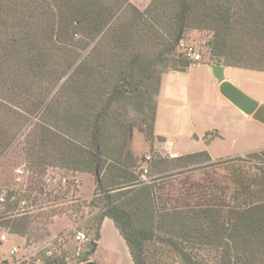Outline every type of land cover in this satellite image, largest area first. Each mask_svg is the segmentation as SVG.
<instances>
[{
    "label": "trees",
    "instance_id": "obj_1",
    "mask_svg": "<svg viewBox=\"0 0 264 264\" xmlns=\"http://www.w3.org/2000/svg\"><path fill=\"white\" fill-rule=\"evenodd\" d=\"M131 2L0 0V165L25 136L32 172L94 176L87 260L110 219L133 264H264V149L215 163L207 149L151 161L132 150L135 130L151 155L165 142L155 135L157 98L165 73L190 68L178 52L186 33H211L213 64L264 72V0H151L144 10ZM210 165L228 181L190 176ZM71 190L31 187L36 195L16 201L8 192L0 230L42 238L57 213L45 208ZM30 198L41 211L15 216Z\"/></svg>",
    "mask_w": 264,
    "mask_h": 264
},
{
    "label": "rangeland",
    "instance_id": "obj_2",
    "mask_svg": "<svg viewBox=\"0 0 264 264\" xmlns=\"http://www.w3.org/2000/svg\"><path fill=\"white\" fill-rule=\"evenodd\" d=\"M150 2L151 0H133L131 3L137 8L144 10ZM210 37L211 33L205 30H194L184 35L183 40L187 43L195 44L200 49L204 59L200 67L191 68L192 87L189 99L181 101L177 107L180 112L179 128L168 134L176 143L174 150L181 155H185L204 151L206 146L203 138L209 132L218 131L221 138L214 139L207 148L212 158V163H215L222 159L227 160L238 156L245 157L250 151L260 148L264 149V128L262 130L253 128L252 126L255 124L245 120L244 113L216 89L217 79L213 74L212 68L211 70L209 68V62L213 63V61L210 60L209 50L206 46V42ZM181 51L180 49L178 52L181 53ZM225 77L248 96L264 105V72L228 68L225 72ZM194 81L197 83L196 90L193 85ZM133 118L137 124L141 123V118L138 114L133 115ZM190 124H195V127L190 126ZM245 129H247L246 134L242 133V130ZM24 139L25 136H21L15 146L1 161L0 189L2 191H9V189L16 187L14 182L15 168L20 166L29 167L24 158ZM132 150L140 158L144 155L150 156L151 159L155 155L166 156L160 152H155L154 155H151L149 144L137 130L133 134ZM240 151L247 153L238 155ZM144 167H147L145 163L143 164ZM30 171L32 172L33 170L31 169ZM32 174L33 176L29 180L30 187L36 191V188L40 186L45 188L46 191L53 192V195L58 192L59 185L56 181L60 177L72 178L75 176L80 183L77 184L76 188H71L72 190L67 196L68 201L56 202L45 208L44 211L51 208L57 210V213L51 217L52 222L46 225L48 234L41 230L39 232L43 235L42 238L34 237V235L30 234L23 236V238L14 235L9 236L8 240L0 246V262L2 259L11 260L10 250L13 247L23 246L25 241L37 243L54 236L64 235L69 241L68 250L64 255L65 258H68V261H59L60 264H87L88 262H91V264H133L124 239L110 219H106L102 225L101 240L93 255L94 259L91 258L92 255L89 256V260L85 257L86 252L89 250V243L77 244L71 241V235L73 234L71 229L76 225L86 230L91 240L93 238V234L89 232L87 221L98 211V208L90 206L94 198V176L79 173L73 174L66 170H58L51 167H48L44 174L35 172H32ZM190 176L200 182L216 177L223 183L228 181L223 166L210 165L205 168H199L191 172ZM145 179L147 180L148 178L146 177ZM49 180L51 182H48ZM30 193L29 196L31 197L36 195L35 193ZM31 202L32 198L25 205V211H19L17 216L32 215L41 211L31 206ZM72 205L75 206L74 208L77 212L72 211ZM3 232L5 231L1 229L0 235Z\"/></svg>",
    "mask_w": 264,
    "mask_h": 264
},
{
    "label": "built area",
    "instance_id": "obj_3",
    "mask_svg": "<svg viewBox=\"0 0 264 264\" xmlns=\"http://www.w3.org/2000/svg\"><path fill=\"white\" fill-rule=\"evenodd\" d=\"M180 47L185 53L186 57L191 61L190 68L199 67L202 64L204 59L203 55L195 44L187 43L186 41L182 40ZM146 160L151 161V157L146 156ZM147 174L148 167H144L142 174L143 178H146ZM32 176V172L25 166L15 168L14 182L16 187L12 188L11 190L9 189V191L6 190L0 193V211L5 208L6 203L9 201L7 198L8 192L12 193L10 201H16L20 196L29 197V193L31 192L29 180L32 178ZM48 182H51V180ZM56 182L63 188H68V186H71V188H76L77 184L80 183V181L75 176L72 178L60 177ZM27 202L28 200L24 199L19 203L18 210H16L14 213L15 216L19 215V211H25V205ZM71 230L73 233L71 235L72 242L77 244L91 242L89 233L86 230L79 228L78 225L72 227ZM9 236L12 235H10L7 231L0 235V246L8 240ZM68 244L69 241L64 235L54 236L45 241H38L37 243H28L25 241L23 246L13 247L10 250V255L12 257L11 260L2 259L0 264H60L59 261H68V258H65L64 256L68 250Z\"/></svg>",
    "mask_w": 264,
    "mask_h": 264
},
{
    "label": "crops",
    "instance_id": "obj_4",
    "mask_svg": "<svg viewBox=\"0 0 264 264\" xmlns=\"http://www.w3.org/2000/svg\"><path fill=\"white\" fill-rule=\"evenodd\" d=\"M212 64L213 63L209 62L210 70H211ZM224 67H225V72L227 71L228 68H231V67H226V66H224ZM234 69H237V68H234ZM238 70H242V69H238ZM193 85H194V88L196 90V87H197L196 81L193 82ZM191 87H192V70H191V68H189L187 71H182V72L170 71V72H167L163 75L162 82H161V90H160L159 96L157 98L158 108H157V118H156V123H155V135L157 137L164 138L165 142H160V141L155 142L154 150L156 152H160L164 155H169L171 157H177V156L181 155L179 152H176L174 150L176 148V143L174 140H172L169 137L168 133L171 131L177 130L179 128V125H180L179 114H180V112H179V109L177 107L181 101H184L187 98L189 99ZM219 87H220V84L217 81L216 82V89L219 90ZM244 115H245V120H247L249 123L255 124L252 126L253 128H255L257 130H262V128H264L263 123L256 121L255 119H253L252 117H250L246 114H244ZM253 122H256V123H253ZM185 125L188 126L187 123H185ZM190 126L195 127V124L194 125L190 124ZM246 130L247 129L242 130V133L246 134L247 133ZM209 133H212V135L209 136V143L208 144L205 143L206 149L209 147V145L211 144V142L214 139L221 138V135L218 133V131H213V132H209ZM203 141L205 142L204 138H203ZM261 149L262 148L256 149L253 151H258ZM253 151H250V152H253ZM239 153L240 154H238V155H243V154H246L247 152L240 151ZM100 240L98 242V246H99ZM93 255L91 256L92 259H94Z\"/></svg>",
    "mask_w": 264,
    "mask_h": 264
},
{
    "label": "water",
    "instance_id": "obj_5",
    "mask_svg": "<svg viewBox=\"0 0 264 264\" xmlns=\"http://www.w3.org/2000/svg\"><path fill=\"white\" fill-rule=\"evenodd\" d=\"M211 68L215 78L220 84L219 91L223 97L244 114L264 124V105L229 82L225 77V67L223 65L212 64ZM87 264H91V262Z\"/></svg>",
    "mask_w": 264,
    "mask_h": 264
}]
</instances>
